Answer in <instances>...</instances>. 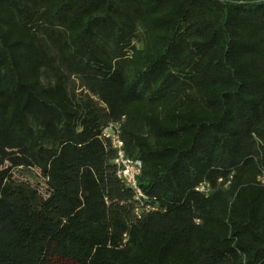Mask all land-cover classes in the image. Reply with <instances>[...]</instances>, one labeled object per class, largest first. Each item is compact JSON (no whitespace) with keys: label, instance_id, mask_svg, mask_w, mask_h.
Wrapping results in <instances>:
<instances>
[{"label":"trees","instance_id":"trees-1","mask_svg":"<svg viewBox=\"0 0 264 264\" xmlns=\"http://www.w3.org/2000/svg\"><path fill=\"white\" fill-rule=\"evenodd\" d=\"M54 259L264 264V0H0V264Z\"/></svg>","mask_w":264,"mask_h":264},{"label":"built area","instance_id":"built-area-1","mask_svg":"<svg viewBox=\"0 0 264 264\" xmlns=\"http://www.w3.org/2000/svg\"><path fill=\"white\" fill-rule=\"evenodd\" d=\"M101 137L113 150L112 162L115 165L116 176L132 192V204L135 213L139 214L142 209H148L146 196L137 183V178L141 172V161L127 156L121 138V123L119 121L109 122L103 127ZM196 190L207 192L208 184L201 182Z\"/></svg>","mask_w":264,"mask_h":264},{"label":"rangeland","instance_id":"rangeland-1","mask_svg":"<svg viewBox=\"0 0 264 264\" xmlns=\"http://www.w3.org/2000/svg\"><path fill=\"white\" fill-rule=\"evenodd\" d=\"M71 88H74L75 92H78V91L81 90V88H80V86H79L77 81H72ZM53 264H71V263H69L67 261H62V260H59V259H54Z\"/></svg>","mask_w":264,"mask_h":264}]
</instances>
